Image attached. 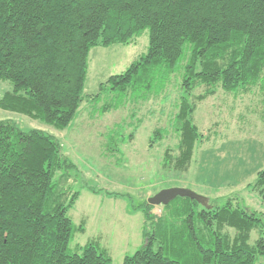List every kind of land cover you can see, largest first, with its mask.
<instances>
[{
    "label": "trees",
    "instance_id": "16d2710c",
    "mask_svg": "<svg viewBox=\"0 0 264 264\" xmlns=\"http://www.w3.org/2000/svg\"><path fill=\"white\" fill-rule=\"evenodd\" d=\"M145 30L146 51L101 83L94 98L113 96L103 111L129 96L142 104L177 76L175 112L168 129L153 130L150 146L170 130L178 154L166 148L163 164L187 171L202 139L198 104L219 89L264 93V0H0V80L12 84L0 108L66 128L83 100L90 49L129 44ZM119 128L106 135L111 149L122 141ZM73 166L54 136L0 120V264H112L96 241L69 249L75 227L68 211L79 195L68 172ZM248 186L264 202V168ZM153 208L147 201L135 207L146 242L123 264H264V239L249 244L263 220L232 199L204 207L176 197L158 216Z\"/></svg>",
    "mask_w": 264,
    "mask_h": 264
},
{
    "label": "rangeland",
    "instance_id": "374dc122",
    "mask_svg": "<svg viewBox=\"0 0 264 264\" xmlns=\"http://www.w3.org/2000/svg\"><path fill=\"white\" fill-rule=\"evenodd\" d=\"M147 46L148 30H145L129 44L91 48L83 100L64 129L0 108V120L22 131L42 130L58 141L61 154L74 165L68 172L73 189L79 193L68 211L75 227L69 249L75 252L77 247L96 241L108 251L112 264H123L126 255L133 254L146 242L145 219L135 207L164 189L190 190L206 198L210 206H221L232 199L233 203L256 212L264 223V202L248 186L264 168V93L260 89L237 95L219 89L198 104L194 122L202 139L195 146L189 169L184 172L163 164L166 148H171L174 156L178 154V137L174 133L169 130L167 136L150 146L153 130L168 129L169 118L175 112L179 93L177 76L171 77L164 97V93L159 94L139 104L135 96H129L114 99L116 102L110 110L101 109L113 99L107 91L94 98L101 83L122 73ZM11 89L10 81L0 80V98ZM134 106H139L136 122L129 124ZM138 119L142 120L140 124ZM118 126L115 133L122 141L111 149L106 135ZM162 207L154 206L152 212L158 216ZM193 208L196 210L197 206ZM147 228L153 232L151 225ZM227 231L234 234L233 229ZM260 236L264 239V224L251 231L249 244H254Z\"/></svg>",
    "mask_w": 264,
    "mask_h": 264
},
{
    "label": "water",
    "instance_id": "95a60500",
    "mask_svg": "<svg viewBox=\"0 0 264 264\" xmlns=\"http://www.w3.org/2000/svg\"><path fill=\"white\" fill-rule=\"evenodd\" d=\"M176 197H187L195 200L204 207H209L208 200L206 198L198 196L190 190L183 188H169L161 190L150 197L147 202L153 206L166 205Z\"/></svg>",
    "mask_w": 264,
    "mask_h": 264
}]
</instances>
